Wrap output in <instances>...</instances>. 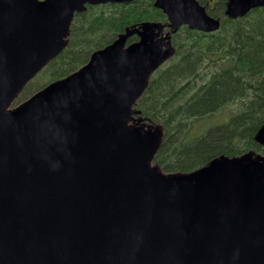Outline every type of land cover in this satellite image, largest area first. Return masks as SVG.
Returning <instances> with one entry per match:
<instances>
[{"label":"water","instance_id":"95a60500","mask_svg":"<svg viewBox=\"0 0 264 264\" xmlns=\"http://www.w3.org/2000/svg\"><path fill=\"white\" fill-rule=\"evenodd\" d=\"M133 1L0 0V264H264V156L164 173L163 128L136 109L172 34L219 29L195 0H152L167 23L126 28L12 106L66 48L75 13ZM259 7L228 0L225 16Z\"/></svg>","mask_w":264,"mask_h":264},{"label":"trees","instance_id":"16d2710c","mask_svg":"<svg viewBox=\"0 0 264 264\" xmlns=\"http://www.w3.org/2000/svg\"><path fill=\"white\" fill-rule=\"evenodd\" d=\"M217 7L209 14L222 17L223 7ZM145 21L165 22L149 0L88 7L75 15L67 47L39 79L48 83L69 75L93 51ZM172 43L174 57L152 75L137 103L144 119L163 126L155 164L165 173H189L220 155H264V147L254 140L264 124V10L236 20L222 17L214 33L182 27ZM36 83L30 84L28 94L45 85ZM230 105L236 109L227 120L195 127Z\"/></svg>","mask_w":264,"mask_h":264},{"label":"rangeland","instance_id":"374dc122","mask_svg":"<svg viewBox=\"0 0 264 264\" xmlns=\"http://www.w3.org/2000/svg\"><path fill=\"white\" fill-rule=\"evenodd\" d=\"M37 80V83L35 84L36 86H39L40 84H44V83H47L46 79H36ZM35 90H33L31 93H33ZM23 99L26 98V97H22ZM22 99V100H23ZM236 109V105H230V106H227L226 108H224L223 110H221L219 113H217L215 116H212L204 121H200V122H197L195 124V127L196 128H201V127H208V126H211V125H214V124H219L221 123L222 121H225L227 120V118L229 116H231L232 112H234Z\"/></svg>","mask_w":264,"mask_h":264},{"label":"flooded vegetation","instance_id":"af4514ba","mask_svg":"<svg viewBox=\"0 0 264 264\" xmlns=\"http://www.w3.org/2000/svg\"><path fill=\"white\" fill-rule=\"evenodd\" d=\"M195 1H197L198 4L201 5L206 10L207 13H209V11L216 12L218 8L217 6H222L223 7L222 17H224V11L228 0H195ZM214 17L220 19L222 18L220 16H214Z\"/></svg>","mask_w":264,"mask_h":264}]
</instances>
